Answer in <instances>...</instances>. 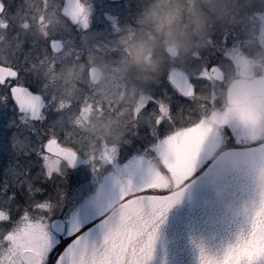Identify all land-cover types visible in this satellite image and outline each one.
I'll list each match as a JSON object with an SVG mask.
<instances>
[{"label":"snow or ice","instance_id":"snow-or-ice-1","mask_svg":"<svg viewBox=\"0 0 264 264\" xmlns=\"http://www.w3.org/2000/svg\"><path fill=\"white\" fill-rule=\"evenodd\" d=\"M114 2L119 3V0ZM76 7L77 0H67L66 12L71 14ZM93 7L96 11L95 4ZM70 19L76 41L113 56L120 54L119 46L110 39L118 31L120 17L104 13L95 24L93 21L85 23L89 16L77 19L70 15ZM63 40V36H55L45 42V47L58 54L64 47ZM231 44L229 39L223 40L209 57H197L196 61L189 62V67L165 69L161 80L154 85L150 99L140 109L143 120L137 116L136 133L141 124L148 127L157 136L152 146L157 152L165 148L169 138L195 136L206 127L239 131L252 140L254 146L264 144V136L256 135L254 129L221 109L222 69L225 63H231L230 53L225 55ZM72 51L79 59L83 48L75 47ZM192 63L199 64L195 71L190 70ZM198 95H206L205 103L197 102ZM237 96L241 108L247 107L246 98L240 92ZM260 99L264 100V86H261ZM93 104L100 112L105 107L110 110V103L105 105L104 98L86 84L80 95L67 104L46 94L43 81L30 71L27 57L16 66H0V137L11 130L10 146L13 142L17 145V159L7 164L16 190L8 192L12 186L8 182L0 190L8 192L6 198L0 199V264H120L121 257L130 248V229L140 226L148 232L139 250L144 256L151 255L159 223L181 194L154 200V194L160 189L152 186L150 174L141 183L129 178L119 193L117 204L103 213L81 217L71 208L63 207L62 196L57 198L69 181L70 170L76 169L78 163L89 162L82 157L88 150L90 138L83 129L76 131V123L58 128L56 117L65 110L70 114L73 108L89 112ZM21 136L29 141L27 150H22L18 140ZM5 148V142L0 139V153ZM118 150L113 148L107 155L102 154L101 160L114 163ZM20 157L27 158L22 176L17 167ZM89 160L96 173V157L91 156ZM83 190L81 185L74 191V201L80 199ZM87 204L85 198V206ZM145 207L148 211L139 216L138 212ZM96 231L102 238H94ZM261 232H264V216L241 232L222 256L202 251V264H264Z\"/></svg>","mask_w":264,"mask_h":264},{"label":"rangeland","instance_id":"rangeland-1","mask_svg":"<svg viewBox=\"0 0 264 264\" xmlns=\"http://www.w3.org/2000/svg\"><path fill=\"white\" fill-rule=\"evenodd\" d=\"M81 2L85 6L81 19L89 16L85 23L92 21L94 24L97 23L104 13L120 17L118 31L110 38L111 42L119 46V55L113 56L76 41L74 24L54 10L52 16L48 18L21 15L17 19L18 25L15 18L12 21L14 26L17 25L16 34L6 32V25H2L1 32L4 33V38L3 43H0V64L16 66L27 57L30 71L43 81L44 92L55 96L57 100H63L67 104L80 95L81 88L86 84L99 96L111 94L103 97L105 105L110 103V106L136 108L131 116H140L142 119L143 113L140 109L143 103L150 99L154 85L161 80L165 69L174 66L189 67V62L196 61L197 57H209L223 40L232 41L230 49L225 50L226 56L230 53L231 63H225L222 69L227 75L231 72L245 73L253 68V64L264 62V0H119V3L111 0H81ZM130 4L132 7H128ZM90 13L94 15L90 16ZM34 22H38L37 28L31 30ZM55 36L64 37V47L58 54L49 52L45 47V42ZM98 38L102 39L103 36ZM100 43L103 44V41ZM169 44L177 47V57H170L166 53V46ZM75 47L83 48L79 59L75 58L76 53L72 51ZM136 49L143 51L138 54ZM92 65L98 66L102 71L97 84H93L89 79L88 68ZM198 66V63H192L190 70L195 71ZM229 80L230 78L226 76L221 85L223 111L227 109L224 94L225 84ZM205 100L206 95H198V103L203 104ZM94 107L95 104L92 108ZM230 113L233 118L254 129L256 135L262 132L264 119L258 116L253 104ZM94 120V111L79 112L73 108L70 114L68 110L61 111L56 117V125L58 128H67L71 122L78 125L77 132L80 129H83L84 133L89 130L90 133L85 134L90 138V143L84 156L96 157L97 149L93 146V139L97 138L87 127ZM144 129L150 133L148 127ZM10 136L11 130L0 137L6 144L4 152L0 153V190L4 188L5 182H8L12 185L8 192L16 190L7 168L10 161L17 159L15 155L17 145L13 142L10 146ZM241 137L250 140L242 134ZM18 140L22 144V150H27L29 141L22 136L18 137ZM231 140L227 138L223 129L213 130L211 127L201 128L195 136L171 137L165 148L159 152L152 147V151L155 150L154 157L167 167L165 173L148 166L143 160L144 157L146 159L150 157L143 156L141 152L135 154L125 165L122 162L110 164L112 172L109 174L98 167V171L94 173L91 163L90 166L78 171L70 170L69 181L63 193L57 194V198L62 196L63 207L71 208L81 217L103 213L117 204L119 193L129 178L141 183L150 174L153 187L162 190L175 188L205 165L211 151L227 143L231 144ZM20 160L21 163L17 167L22 176L27 158L20 157ZM81 185L84 186L83 193L80 199L74 201L73 193ZM8 192L0 191V199L6 198ZM85 198L88 200L87 206Z\"/></svg>","mask_w":264,"mask_h":264},{"label":"water","instance_id":"water-1","mask_svg":"<svg viewBox=\"0 0 264 264\" xmlns=\"http://www.w3.org/2000/svg\"><path fill=\"white\" fill-rule=\"evenodd\" d=\"M77 4L71 14L66 8L64 14L79 19L84 8L79 0ZM166 52L173 58L178 55L177 47L172 44L166 46ZM89 69L91 82L98 83L101 69L96 65ZM261 86H264V78L236 79L229 89V103H238V92L246 99L260 93ZM82 160L89 161L84 157ZM88 163H78L77 168ZM177 193L181 194L179 199L159 223L151 255L144 256L139 250L147 240L148 229L134 227L129 232L130 248L121 257L120 264H202V251L222 256L241 232L264 216V144L227 149L183 187L168 194L154 195L153 199L164 200ZM147 211L145 207L138 215L143 216ZM93 235L96 239L102 238L99 231ZM259 240L264 242V232L259 234Z\"/></svg>","mask_w":264,"mask_h":264},{"label":"flooded vegetation","instance_id":"flooded-vegetation-1","mask_svg":"<svg viewBox=\"0 0 264 264\" xmlns=\"http://www.w3.org/2000/svg\"><path fill=\"white\" fill-rule=\"evenodd\" d=\"M79 3L81 6H83L85 12L84 4L81 2V0H79ZM65 8H67V0H0V43H3L4 38V33L2 34L1 32V26L6 25V32L16 34V27L19 23L17 19L20 18L21 15L29 14L32 17L48 18L52 16L54 10H56V12L61 13L67 21L71 22V20L67 18V16L64 14ZM15 18L17 25L15 24L14 26L13 21L15 20ZM37 24L38 22L32 23L31 30H35L37 28ZM0 66L5 65L0 64ZM263 69L264 62H258L257 64H253V68L251 70L246 71L242 74H236L234 72H231L227 75L222 70L224 80L226 76L230 78L229 82L225 84L224 100L226 104L225 107L227 109L225 111L222 110L224 113L232 117V114L230 112L235 109H242L239 103H229L228 93L231 84L236 79H245L252 81L254 79L264 78ZM105 95L109 96L111 94L105 93ZM105 95H103L104 98ZM246 100L248 102L247 105L253 104L258 116L264 119V111H262V105L264 104V100L260 99V93L250 95ZM135 109L136 108L133 109V107L110 106V110L109 108L105 107V110L103 112H100L97 110L96 107L92 108V111H94L95 120L94 122H90V125L87 127L92 132H94V136H96L97 138L93 139V146H96L95 149H97L95 150L96 163L98 164L97 167L100 168L101 171L104 170L106 174L111 173L112 168H110V164L107 160H101L100 157L102 154L107 155L113 148L119 149L115 162H122V164L125 165L129 163V161L133 158L135 154L137 155L139 152H141L143 156L150 157V159H146L144 157L143 160L145 163H147L148 166H151L153 169L159 170L161 173H165L168 170L165 164L160 162L157 157H154L155 150L152 151V146L156 142L157 136L153 135L151 132L147 133V130L144 129L146 126L143 124H141L140 126L139 133H136L137 117L131 116L132 114H134L132 111ZM141 120H143V118ZM224 131L227 138L232 139L231 144L227 143L221 147L216 148L215 150H213V152L211 151V154L207 157L205 161V165L203 167H200L199 170H196L194 174L189 175L188 179L180 186L166 190L160 189V191L156 192L155 194H167L180 188L191 178L200 173L209 164V162L213 160L222 151H225L230 148L254 146L252 140L243 139L244 137H241V133L229 129H225ZM261 131L262 132L257 135L264 136V126L262 127ZM85 133H90V131L86 130ZM178 141H180V139H178ZM110 146L113 148L109 149L108 147ZM83 157L89 159V157L87 156ZM90 164L91 161L89 160V163L87 165H80L73 171H78L82 168H86L90 166Z\"/></svg>","mask_w":264,"mask_h":264},{"label":"clouds","instance_id":"clouds-1","mask_svg":"<svg viewBox=\"0 0 264 264\" xmlns=\"http://www.w3.org/2000/svg\"><path fill=\"white\" fill-rule=\"evenodd\" d=\"M138 54L143 51V49H136L135 50Z\"/></svg>","mask_w":264,"mask_h":264}]
</instances>
